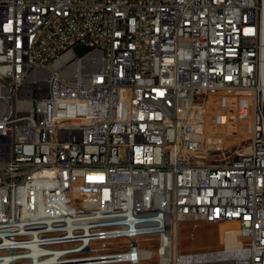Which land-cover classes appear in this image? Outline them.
Masks as SVG:
<instances>
[{"label": "built area", "instance_id": "built-area-1", "mask_svg": "<svg viewBox=\"0 0 264 264\" xmlns=\"http://www.w3.org/2000/svg\"><path fill=\"white\" fill-rule=\"evenodd\" d=\"M185 221L237 252H183ZM213 263L264 264V0H0V264Z\"/></svg>", "mask_w": 264, "mask_h": 264}, {"label": "rangeland", "instance_id": "rangeland-1", "mask_svg": "<svg viewBox=\"0 0 264 264\" xmlns=\"http://www.w3.org/2000/svg\"><path fill=\"white\" fill-rule=\"evenodd\" d=\"M91 49L86 43H78L74 47L79 57ZM242 95L229 92L213 94L207 102L210 114L206 121L207 131L209 135L220 138V143L228 150L249 141L251 104ZM232 228L238 229V225L226 223L220 226L202 222L194 226L193 223L185 221L180 228V249L183 252L220 251L223 249V232Z\"/></svg>", "mask_w": 264, "mask_h": 264}, {"label": "bare ground", "instance_id": "bare-ground-1", "mask_svg": "<svg viewBox=\"0 0 264 264\" xmlns=\"http://www.w3.org/2000/svg\"><path fill=\"white\" fill-rule=\"evenodd\" d=\"M228 233H230V234L226 235V249L222 252H217L216 254H214L212 256L213 258L220 256L221 257L220 260H226L231 255H233L237 252L236 247L238 246V244L240 242V240L237 236L238 229L237 228L228 229ZM206 258H210V256H206ZM213 264H216V263H213Z\"/></svg>", "mask_w": 264, "mask_h": 264}]
</instances>
